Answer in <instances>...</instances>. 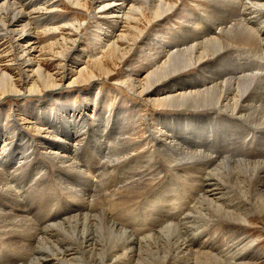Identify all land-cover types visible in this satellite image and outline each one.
I'll return each instance as SVG.
<instances>
[{"label":"bare ground","instance_id":"1","mask_svg":"<svg viewBox=\"0 0 264 264\" xmlns=\"http://www.w3.org/2000/svg\"><path fill=\"white\" fill-rule=\"evenodd\" d=\"M65 1L77 9H87L86 12L90 9L92 2V0ZM117 1L94 0L96 10L94 15L107 21L112 20L111 22L115 24L118 22L127 24V35L123 33L116 38L113 32L110 38L107 35L109 42L107 41L102 56L94 57V64L81 68L77 77L72 79L71 76L75 73L73 68L76 66L73 64L69 66L65 74L63 63L68 53L80 41L79 32L81 28H84V23L62 25L68 34L54 43L41 46L37 43L39 33L31 22L40 18L50 20L53 16L46 11L53 2L51 0H0V100L8 97H23V99L28 96L42 97L44 93L57 92L63 87V83H68L66 84L68 87L90 85L101 78L110 77L118 67L129 60L133 47L141 42L145 34L141 25L145 23L151 26L168 20L184 0H135L134 3L131 0H123L121 4H117ZM205 1L209 2L214 10L208 15L211 19L199 21L200 25H204V29L197 31L194 28L191 31L188 30L190 27L186 26L179 33L181 39H171L170 44L163 43L165 46L161 42L157 43L154 45L158 46V51L154 54L157 60L153 57L151 59L153 63L147 64L148 66L143 69L147 72L145 78L140 80L138 77L131 76L124 81L130 91L140 97H146L155 107L159 106L179 114V116H165V119L169 120L168 123L163 118L159 122V125L166 124L165 129L169 128V130L164 129V133L151 132L152 140L156 144L153 146L154 151L149 154L157 159L159 155L164 158L160 157L161 162L155 160L154 163L159 165V168L164 165L170 170L167 163L179 166L181 169L176 168L175 175H179L182 181L186 180L190 186L198 187V194L193 195L195 191H189L190 195L176 194L172 197L173 203L181 201L179 207H186L187 210L198 198L195 211L187 214L184 211V213L180 212L186 216L182 215L184 219L181 217L175 221L170 216L171 212L169 214L163 212V215H157L155 220L152 218L153 223L151 222L152 225L147 227L148 230L143 232L141 229L143 233L138 232L139 228L131 225L132 220L127 226L134 216L141 215L140 219L143 217L142 213L137 216L139 212H134V208L142 192L141 187L136 185L144 183L139 180L135 182L143 176L142 174L134 176V172L140 170L139 167L122 173L124 169L122 164L126 161H135V156L131 155L135 145L122 141L120 148L117 146L121 137L124 138L126 134V132L124 135L120 134L124 123L117 119V116L113 120L112 116L110 118L106 116L104 120L102 118L98 129L94 131L98 137L96 141L103 140L101 145L105 147L97 143L95 146L85 145L88 148L86 153L90 156L86 154V161L89 166H92L84 167L85 169L78 167L80 162L77 164L70 153L88 144L86 142L90 131L88 114L78 115L79 112L75 113L77 110L73 112L74 110L69 109L71 111L65 118L60 116L54 118L51 114L47 116V119L46 117L43 119L48 122L42 125L40 124L42 118L29 117V114L25 112L19 115L23 117L25 123L21 124V128L17 126L14 128L17 140L13 136L12 141H10L11 131L1 125L4 119L0 116V144L9 146L4 152L0 146V252L5 249H21L22 254L25 252V257L29 260L20 264H261V249L255 247L257 239L248 241V238H244L247 231L243 227L247 229L254 226L253 219L264 223V141L256 151L251 150L250 143L246 146V150H240L239 141H246L247 136L242 135L239 129L244 124V132L250 134L253 130L252 126L259 130L264 127V31H261L264 20H261L262 16L259 17L256 12L257 10L263 14L264 1ZM44 12L48 13V17L43 14ZM37 21L39 23L40 20ZM48 23L50 24L49 21ZM250 23L256 28L249 26ZM122 42L126 45L125 48L120 44ZM253 45H256V48L251 51L252 55L249 58L251 60L256 56H262L263 61L260 66H251L248 62L239 64L237 61L239 58L233 59L230 56L229 51L232 48ZM224 52L230 54L222 58L221 55ZM36 55L40 58L46 57L49 61L62 58L60 79L58 74L46 70L43 66L45 61L42 59L40 61ZM244 55L248 56L246 53ZM242 60L249 61L248 58ZM13 70L19 73L18 79L14 73L10 72ZM193 70L197 72L194 75H188ZM209 110L217 111V114L224 111V116L229 120H240L231 123L238 136L235 139L238 141L237 144L232 143L234 140L231 137L234 132L229 130V126L226 130L218 126L215 119L207 114ZM183 111L192 112L194 115L191 113L182 115ZM205 111L207 115L199 114ZM40 115L43 113L40 112ZM236 115L242 118L238 119ZM202 117L204 119H200ZM185 118L203 122L195 128L188 121L185 122ZM175 120L180 122L177 123ZM26 124L30 131H25ZM108 124L113 129L119 127L116 135L102 134ZM202 126L203 130H200ZM217 126L220 127L218 131ZM83 131L84 134L81 135ZM208 131L217 133L219 137H216V146H219V150L215 155L209 154L211 145L207 147V152L199 146L205 142L204 137ZM33 132L39 134V140L43 139L48 145V148L43 151L45 153L40 151L39 143L30 137ZM193 133L197 135L193 136ZM215 134L210 135L212 144ZM72 136L77 138L76 144L72 142ZM48 140L52 142L49 143ZM130 140L133 142L132 139ZM124 147L126 149L121 151ZM146 153L148 155V151ZM106 156H110L111 161L105 160ZM36 166L40 167L42 174L38 178L34 177V180L36 178L38 181L42 180L50 186L49 190H53V185L49 183L58 180L62 172L68 173L67 180L73 172L78 174L79 178L81 175L85 176L81 180L83 188L81 200H77V197L81 195L80 190L73 191L70 195L64 194L62 212L53 216L49 223H42L43 218L32 219L22 204L20 193L18 194L20 183L25 182V178H30ZM96 166L101 169H96ZM100 170L102 173L98 174ZM119 170L121 171L119 177L128 176L126 181L120 183L119 179V187L105 188L108 175H118ZM141 171L144 170L141 169ZM158 192L161 193L162 188ZM161 194L147 205L150 211L146 220H143L144 226L148 225L147 221L152 217V211L157 206L162 204V211L165 205L170 206L169 203L163 202L168 199L169 191ZM88 198L94 199L97 211L92 213L88 211ZM149 201L150 198L147 203ZM89 203L92 205L91 202ZM52 205L53 209L57 207L55 200ZM75 205L78 207L75 208ZM169 210L174 211L173 208ZM55 211L56 209L50 214L53 215ZM117 213L119 218L127 217V224L115 216ZM179 219H183L182 225H179ZM221 221L224 222L221 223L224 228L229 226L225 223L241 226L243 231L240 234V240H247L244 248L231 249L227 251L226 256L220 255V250L224 248L222 245V247L219 246L222 239H215L207 233L199 234V230H194L193 238L189 236L191 238L189 240L188 236L184 235L185 227L193 228L197 225L209 227ZM35 222L39 224L36 225ZM7 257L5 256L2 260ZM11 260L10 262L8 259L1 261L0 264H10Z\"/></svg>","mask_w":264,"mask_h":264},{"label":"rangeland","instance_id":"2","mask_svg":"<svg viewBox=\"0 0 264 264\" xmlns=\"http://www.w3.org/2000/svg\"><path fill=\"white\" fill-rule=\"evenodd\" d=\"M102 1H106V0H102ZM131 1L133 3L135 2V0H131ZM263 1L264 0H262L260 2H263ZM51 2H53L51 5L52 7L50 6V8H48V10L46 12H48L49 14L51 13L53 17L50 20H49V18H48V20H44L46 18L37 19V20H40L39 23L37 20L31 22L32 26L39 33L38 34L39 40L37 39V43L39 45L47 46L51 43L58 41L64 35L66 36V34H68V32L65 31V29H63L65 24H66V26H68V25L76 23V22L84 23L83 24L84 28H81V31L79 32V34H80L79 40L80 41H78L76 46L73 47V49L68 53L67 58L65 60V63H63L65 74H67L66 72H67L69 66H71L72 64L76 66V68H73L75 73H73V75L71 76L72 79L77 77L78 71L81 68H84L87 65H93L95 62L94 61L95 58L100 57V55L102 56V54L105 50V46L109 42V38L111 37L112 32L115 35L114 38L122 35L123 33H126L125 35H127V31H128L127 24H122L119 22L117 24H115V23L111 22L112 20L107 21L103 18H100L98 15H96V16L94 15V14H96V10L94 7V4H95L94 0H92L91 6H90V9L88 10V12H86L87 9L75 8L74 6L68 4L65 0H55V2H54V0H51ZM123 2H124L123 0H118L116 3L121 4ZM53 4H55V6ZM52 10H54V11H52ZM213 10H214V7L209 2H207L205 0H187V1L184 0L183 4L179 5L176 8L175 12L169 16V18L167 17L168 20L167 19L163 20L162 22L157 23L155 25H151V26H148L147 24L143 23L141 25V29L142 30L144 29L143 31L145 32V34H144L142 40H140L141 42L136 44L133 47L132 52H131V57L129 58V60H127L122 66L118 67L115 70V73L112 74L108 78H101V79L91 83L90 85H82V86H74V87L73 86L68 87V86H66V84H68V83H63V87L60 88L57 92L52 93V94L51 93H47V94L44 93L42 96L43 98L38 97V96H28L26 99H23V97H21V98L8 97L4 100H0V107H1L0 108V116L2 119H4V122L1 125L10 129V131H11L10 141H12L13 136H14V139L17 140V133L14 132V128L16 126L21 128V124L25 123L23 121V117L19 116L20 114H23L26 112L27 114H29V117H34V116L40 117V118H42V120L40 121V124L45 125L48 121H44L43 119L45 117L47 119L48 115L52 114V116L54 118H57L58 116L65 118L67 116L68 112H70L71 110H74L73 112H75L77 110L75 113L79 112V113H77L78 115L88 114V119L90 120L89 121L90 126H88V129L90 131H89L88 139H86V142L88 144L82 145L80 150H77V151H71V149H70V151H71L70 156L72 157L73 160H76L77 164L80 162L78 164L79 168H81V169H85L88 167L91 168L92 166H89L87 164L86 157H85L87 154L86 152L88 150V148L86 146L87 145L95 146L96 143H97V145L100 146L102 144L101 141H103V140H101V141L98 140V142L96 141V138H98V137H97V134L96 135L94 134L95 129L96 130L98 129L99 124H101L102 118L104 120V117L108 116L110 118L112 116L111 119L113 120V118L115 116H117V119H120L124 123L123 127L121 129L122 132L120 131V134L124 135V132H126L124 138L121 137V140L119 141L117 146H119V148H120V144L122 143V141L123 142L128 141L127 143H129V144L134 143L135 146L133 148V151L136 152L135 153L136 155L134 154L133 151L131 153V155L133 157L135 156V161L134 160L131 162L126 161L125 164H122V165H124V169H123L122 173H125L126 171H129L131 169L139 167L140 170H137L136 173L134 172V176H136L135 174H137V175L142 174L143 176L139 179H136L135 182H137L139 180V182H143L144 184H138L137 183V185H136L138 187L139 186L141 187L142 192H141V195H139V198H137V201H136L137 204H135V208H134V212H137V213L139 212L138 214L136 213L137 216H139V214L142 213L143 217H141V219H140L139 217L141 215L139 217L134 216L133 218L130 219V222L127 224V220H126L127 217L124 216L123 218H119L120 216L118 215V213L115 216L118 217V219H120L121 222H123L124 224H127V226L130 225V223L133 221L132 222L133 224L131 223V225L132 226L134 225V227L139 228L138 232L143 233L144 231L149 229L147 227H150L152 225V223H153L152 218H154V220H155L157 215H160V214L163 215L162 214L163 212L165 214H167V213L169 214L171 212L170 216L174 219V221L177 220V218H181L183 216L185 217L187 213H192L193 211H195L194 209L197 206V201L199 200L198 198H197L196 202H194V204L190 205L189 210H187L188 208H186V207H184V208L179 207L181 205V201L173 203L172 197L174 195L176 196V194L178 196H181L179 194L190 195L189 191H195L193 193V195L198 194V187L195 188L194 186H190L186 180H185L186 182L182 181L179 178V175H177V174L175 175L176 170L181 169L179 166H175L173 164L171 165L170 163L169 164L167 163V165L170 167L169 168L170 170H168V168H166V166H164V165H162L161 168H159V165H157L154 162H155V160L161 162L162 159H164V158L159 155V159H157V158L152 157V154H149L150 152L154 151L153 146H154V144H156L152 140L151 132L154 131L157 133L159 131V132L164 133L166 129L169 130V128L165 129L166 124L162 123L161 125H159V122H161V120L163 118V120L166 123H168L169 120L165 119V116H179V114L176 111L159 108V106L155 107V105H152V103L149 102V100L146 97H140L137 94H134V92L130 91V89L127 88V86L124 84V81L125 80L127 81V79L131 78V76H132V78H133V76H134V78L138 77V78H140V80L144 79L147 72H146V70H143V69L146 66H148L147 64L153 63V60H151V59L154 57V54L158 51L157 50L158 46H154V45H156L159 42H161L162 44L163 43L170 44V42L175 38H178V40L181 39L180 38L181 36L179 33L182 32L186 26L190 27V29L188 28V30H191V31L194 28L197 31L204 29V25L203 24L200 25L199 21L201 19H203V21L211 19V17H209L208 15ZM248 11L250 12V10H248ZM46 12H44L43 14H45L48 17V13H46ZM256 12H257L259 17L262 16L261 20H264V12H263V14H260V11H257V10H256ZM48 21L50 22V24L48 23ZM262 22H264V21H262ZM190 23H191V26H190ZM85 24H86V26H85ZM62 25H64V26H62ZM249 26L255 27V25H253L251 23ZM51 27L53 30L51 29ZM263 28H264V23H263V26L261 28L262 32L264 31ZM213 31H215V30H213ZM259 32H260V30H259ZM218 34H219V31L217 32V35ZM260 34L263 35L262 33H260ZM107 35L109 36V38L107 37ZM120 44L124 48L126 47V45H124L123 42ZM165 44H163V45L165 46ZM255 48H256V45L249 46V47L248 46H237L234 49L233 48L230 49L229 52H231L230 56H232L233 59L239 58L237 60L239 62V64L240 63L246 64L248 62V64L251 66H253V65L260 66V63H262V61H263L262 56H260V57L256 56L254 59H251V60L249 58V56L252 55L251 51L255 50ZM244 50H246V51L244 52ZM248 51H250V52H248ZM244 53L248 54V56L244 55ZM227 54H230V53L224 52V54H222L221 57L224 58ZM36 56L38 57V59L40 61H41V59L45 61L43 66H44V68H46V70L53 71V73L58 74V78L60 79V74L62 71V69L60 68V63L62 61V58L59 57L58 60H56V61H49L48 58H46V57L40 58L39 55H36ZM243 58H248L249 61H243L242 60ZM218 59H219V57L217 58V60ZM154 60H157L156 57H154ZM251 61H253V62H251ZM69 63H70V65H69ZM10 72L12 74L14 73L16 75V77H17L16 79H18L20 77V76L18 77L19 73H17L16 70H13ZM196 72L197 71H195V70L190 71L188 75H190V74L194 75ZM257 72H260V71H257ZM23 75L25 77L27 76V74H23ZM33 78H37V77L33 76ZM65 80H66V78H65ZM85 104L87 106H85ZM30 108H32V109H30ZM62 109H63V111H62ZM69 109H71V110L69 111ZM40 112L43 113V115H40ZM206 112L207 111L200 112L199 114H201L203 116L210 114L211 117L213 119H215L214 121L218 124V126L222 127L224 130H226L227 126H229V130L234 132L233 136L231 137V139L234 140V141H232V143L235 142L234 144H237L238 141H236L235 139L238 136H237V134H235V129L231 126V123H234L235 121L238 122L240 120H235V119H231L232 121L229 120V118L224 116L225 115L224 111L218 112L219 114H217V111H213V110H209L207 112V114H206ZM174 113H175V115H173ZM188 113L189 114L191 113V115H194V114H192V112L186 113L183 111V114H182V112H180V114H182V115L188 114ZM15 114H17V115H15ZM236 116L238 117V119L241 117L240 115H236ZM26 117H28V116H26ZM61 119L65 120L63 118H61ZM200 119H204V117H202ZM200 119H198V120H200ZM194 120L195 119H192V118H185V122L188 121L191 124V126L195 127V128L198 126V124L201 125L203 122V121L195 122ZM175 121L177 123L180 122L178 120H175ZM16 122H18V124ZM103 124H105V123H103ZM218 126L216 128L217 131L220 130V127H218ZM92 127H93V129H92ZM252 127H253V130L251 131L250 134H248V132H244V124L241 125V129H239V131L242 135L245 134V136H247V140L244 142L239 141L240 150H246L247 149L246 146L248 145V143H250L249 146H250L251 150H254V151L259 149L258 147L262 146L263 141H264V132H263L264 127H262L260 130L254 126H252ZM24 128H25V131L30 129L27 126V124H26V126H24ZM118 128L113 129V127L110 126V124H108V125H106L105 130L102 131V134H105V135L115 134L116 135L118 132ZM115 130H117L116 133H115ZM200 130H203V126ZM258 133H260V134H258ZM83 134H84V131L81 135H83ZM212 134H215V133H213V131L206 132V136L204 137V139H206V140L204 143H201V145H199V146L202 147L201 149H203L205 152H207L208 151L207 147H210V145H211V151H210L211 153H209V154L215 155L219 150V146L218 147L216 146L217 145L216 137H218V135H217V133L215 134V140L213 141V144H212V139L210 137V135H212ZM171 135H172V133H170V136ZM189 135H190V132H189ZM192 135L196 136L197 133H193ZM255 135H257V136L254 139ZM30 137H32L33 140L35 139L37 141V143H39V148H40L41 152L45 151L46 148H48V145H46L44 143L45 141L42 138H41L42 140H39V134H36L33 132L30 134ZM260 137H262V138H260ZM218 138H217V142H218ZM71 139H72V142L75 144L78 142L77 138L75 136L74 137L72 136ZM130 139H132L133 142H131ZM260 139H263V140L260 141ZM48 142L50 143L52 141L48 140ZM214 143H216V144H214ZM244 144H245V146H244ZM253 144H255V145H253ZM0 146L2 148V152L6 151L9 148V146H7V144L2 145V143H1ZM101 146L105 147V145H101ZM125 149L126 148L124 147V148H122L121 151H124ZM147 151H148L149 156L146 153ZM77 152H78V154H77ZM43 153H45V152H43ZM244 153H246V152H244ZM145 155H147V156H145ZM110 156H106L105 160L111 161ZM157 156H158V154H157ZM88 157H90V156L88 155ZM160 157H162L161 160H160ZM96 160H98V159L96 158ZM44 161L47 163H50V161L48 162V160H44ZM151 162H153L154 164ZM137 163H139V164H137ZM95 165H96V162H95ZM130 166H131V168H130ZM147 167H148V169H147ZM172 167H173V169H172ZM99 168L101 169V167L96 166V169L99 170ZM165 168H166V170H165ZM141 169L144 171H141ZM97 173L100 174L102 172L100 170ZM41 174H42V171L40 170V167L36 166L32 175L30 176V178L27 177V178H25V182H23V183L21 182L22 184L20 183V185H19L20 191H18V194L20 193V197L23 200V201L21 200L22 204H23L24 208L27 209V213L32 217V219L35 218L34 220H38L40 218H43L44 221L42 223H47V222L49 223L53 216L58 215L62 212V208L64 207L63 206V204H64L63 195L64 194L70 195L73 191L80 190L81 195H80V197H77V200H81L82 195H83V188L81 186V184H82L81 180L85 176L81 175V177L79 178L78 174L73 172L70 175L69 179L67 180L68 173L66 171L62 172V173H60L61 175L59 176L60 178L58 180L54 181L53 183H49L51 186L52 185L55 186V187L52 186L53 190H49L50 186L46 185L40 179H39L40 181L37 180V178L40 177ZM155 174H157V175L155 176ZM119 175H121V171H120V174H118V175H114V176L111 175L110 176V174H109L108 175L109 178L107 179L108 185L106 184L105 188H113V186L119 187V179H120V183H123L126 181V178L128 176L127 177H123V176L119 177ZM195 175H197V173ZM34 177H37V178L34 180ZM188 177H190V176H188ZM56 186H58L59 188ZM26 187H28V188H26ZM31 187H32V190H31ZM184 187H186V188H184ZM160 188H162V192H161L162 194L164 192H166L167 190L169 191L170 195L169 196L167 195L168 199H165L163 202H167V203H169L170 206L171 205L172 206L170 207L168 205H165V207L163 208L164 209L163 211H162V207H163L162 204L160 206H157V208L155 210H153L151 208V210H153L152 211V213H153L152 217L149 218L150 222L147 221L148 225L146 224L147 226H144L145 222H143V220L144 221L146 220V218L148 217L147 216L148 211H150L149 210L150 208H148L147 205L149 203L153 202V200L158 195L161 194L160 192H158V191H160ZM143 189L145 191H143ZM165 195H166V193H165ZM193 195H191V196H193ZM26 196H28V198ZM149 198H150V201L147 203ZM53 200H55V206L57 205V207L56 208L54 207V209L52 208L53 207V205H52ZM93 200L94 199H92V198H88V211L91 213L93 211H97L96 202L94 203ZM97 200L99 201V198ZM89 202H91L92 205H90ZM190 202L191 201L189 200V203ZM140 204H141V206H140ZM76 207H78V205H75V208ZM176 207H178V208H176ZM170 208H173L174 211H170L169 210ZM30 209H32V211H30ZM55 209H56L55 213L53 215L50 214ZM177 209H179V210H177ZM157 210H159V211H157ZM119 211H121V210H119ZM183 211L186 214H181ZM187 211H189V212H187ZM184 217H183V219H184ZM135 218H137V219L139 218L140 220L138 219V220H136L137 221L136 222L134 220ZM183 219H179V221H178L179 225H182ZM222 222L223 221L218 222V223H214L211 226H209L210 228L208 226H205V225H197L196 227H193V228L185 227L186 229L184 228V235L186 237L188 236L187 238L189 240L190 237L193 238L192 234H193L194 230H199V234L207 233V234H210V236L214 237L215 239H219V240L222 239V242H220L219 246L222 245L224 248L220 250L221 251L220 255L221 254L225 255L227 253V251L231 250V249L237 250V249L244 248L246 246L245 243L247 242V240L253 241L252 239H257V243L255 244L256 245L255 247L261 249L262 253L261 252L260 253H261L262 259H261L260 263L264 264V254H263L264 253V223H261L260 220L256 221L255 219H253L252 223L254 224V226H252L251 228H247V229L245 227H243V229L247 231V233H246L247 236L245 235L244 238H248L247 240L243 241V240H240V234L243 231L241 226H239V225L235 226L232 224L225 223L226 225H229V226H226L224 228L221 225ZM37 223L38 222H35L36 225H37ZM138 223H139V225H138ZM140 223H142V224H140ZM255 223H257V224H255ZM213 225H214V227H213ZM238 227H240L241 229ZM141 229L143 230V232ZM34 230L36 231V228H34ZM5 256H8V257L2 260V258H4ZM7 259H8V262H10L9 260L12 259L11 260L12 263H10V264H17V263L20 264L23 262L25 263V261L29 260V258L27 259L25 257V252H23V254H22L21 249H17V248L5 249V250H2L0 252V262L1 261H7Z\"/></svg>","mask_w":264,"mask_h":264}]
</instances>
